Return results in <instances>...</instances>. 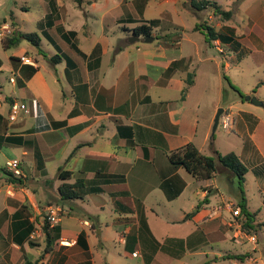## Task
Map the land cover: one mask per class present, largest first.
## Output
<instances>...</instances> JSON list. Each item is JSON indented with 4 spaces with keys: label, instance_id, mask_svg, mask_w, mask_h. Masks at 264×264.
Here are the masks:
<instances>
[{
    "label": "crops",
    "instance_id": "obj_1",
    "mask_svg": "<svg viewBox=\"0 0 264 264\" xmlns=\"http://www.w3.org/2000/svg\"><path fill=\"white\" fill-rule=\"evenodd\" d=\"M147 1L83 0L77 5L75 0H55L58 12L47 27L50 6L48 0H41L42 13L35 26L48 41L47 57L41 39V53L28 41L29 46L20 41L8 53L11 47L5 48L2 38L12 31V21L15 28L23 29L12 18L0 25V29L4 24L9 27L8 34L0 32V73L3 69L9 72L12 86L8 94H2L0 82L1 97L6 99L0 103V152L12 149L15 153L0 166L17 158L21 169L19 183L7 182L0 174V264L27 260L36 264H109L97 245L103 249V244L111 242L139 258L140 264H264L260 208H251L240 185L235 189V174L217 163L213 177L196 180L168 160L169 151L190 142L205 155L229 152L222 144L224 151L210 142L220 99L205 101L204 87L199 94L194 92L197 76L207 74L208 68L203 70L200 64L212 62L214 72L219 66L213 53H204L205 45L194 38L187 39L191 51L184 52L179 29L158 34L159 21L153 26L154 38L135 35L136 39L132 28L147 22L142 17ZM263 4L264 0H255L247 9L253 31L264 26ZM113 25L122 29L121 36L115 34ZM68 31L75 32L73 42L78 50L63 37ZM253 31L248 36L256 37ZM179 33L180 38H174ZM164 35L168 37L162 38ZM223 39L207 45L222 51L221 44H227L236 55L242 53L231 44L234 38ZM21 56L32 62L21 61ZM222 66L227 68L229 63ZM217 88L219 96L222 82ZM14 100L27 111L9 120ZM222 110L219 125L224 114H231ZM242 112L228 128L221 127L228 131L233 126L239 135L247 136L251 144L243 146L244 159L252 161L256 174H263L264 143L261 146L256 138L260 132L264 142V130L258 131L264 124L252 111ZM240 122L244 131L238 129ZM66 171L68 177L59 176ZM217 174L226 175L235 201L220 192ZM78 181L82 183L75 187L77 197L64 199L61 184ZM186 189L195 193V201L173 209L171 204L179 202ZM172 194L177 195L169 197ZM260 196L264 205V194L260 192ZM241 198L256 213L255 223L261 224L254 232L243 231L240 215L232 214V206L238 209ZM49 206L61 210L54 223L59 232L44 252L46 238L40 219ZM158 214L172 222L190 220L196 226L159 239L150 224V217ZM92 235L98 236V243ZM233 255L240 257H230Z\"/></svg>",
    "mask_w": 264,
    "mask_h": 264
},
{
    "label": "rangeland",
    "instance_id": "obj_2",
    "mask_svg": "<svg viewBox=\"0 0 264 264\" xmlns=\"http://www.w3.org/2000/svg\"><path fill=\"white\" fill-rule=\"evenodd\" d=\"M214 1L219 2L224 9L232 11V16L228 20H222V22L218 16H214L212 14L210 8L195 12L186 0H176L170 3H164L161 0H148L143 8L142 17L144 19H148L147 22L151 20H157L160 22L159 28L156 29L158 34L179 29L182 33V38H184V52L191 51L190 42H188L187 39L194 38L203 46L205 45V47H203L204 53H208L209 55L213 53L216 57V61H218L219 66L217 72L212 71V62H207L205 66L200 64V67L203 70L208 69L206 71L207 74L204 73L197 76L196 89H194L196 95L199 94L198 91H201L200 89L204 87L206 90L203 95L207 96V100L205 101L210 102L212 101V98L218 97L220 99L218 108H225L228 109V111H231V123L233 117L239 118V114L243 113V110H249L257 116L258 122L262 121V124H264V26L258 25V28H255L253 31L250 29V27L252 28L250 23L253 21H251L247 15V9H250L249 7L251 3L255 0ZM41 13V0H0V21L4 18L9 21L12 18L18 23L23 31H36L39 33V27L35 26V22ZM131 13L136 15V13L132 10ZM132 17L134 18L135 16L132 15ZM201 23L212 25L216 30H221V24L229 26L232 25L234 28L233 37L237 42L234 45H237L238 43L241 44L240 46L238 45L236 49L238 48L237 50L242 53L240 55H236L235 51L229 48L227 44H221L222 51L215 50L213 45H207V42L205 43L203 39L205 38V35L201 33L205 30L202 28V31L194 30L196 24ZM113 26V30L116 32L115 34L121 36L122 29L115 27V25ZM8 30L9 27L4 24V26L1 27L0 32H3V35H6L9 33ZM252 31L255 32L257 35L256 37L251 35L248 36ZM151 32L152 34L150 37L154 38L157 33L154 30ZM128 33L131 35V32ZM115 34H113L112 38H115ZM140 38L147 37L141 36ZM40 39L42 41V53L45 57H47L46 46L48 45V41L42 36ZM247 41H249L250 47L246 45ZM20 45L29 46L30 44L26 40H21ZM245 47L249 48L245 49ZM13 50L14 48L11 47L7 52L11 53ZM225 62L229 63L227 68H223L222 66ZM0 77L2 94H8L12 89L11 83L8 80L9 72L6 69H3L2 73H0ZM220 82H222L224 89L222 90L221 95L218 96L217 87ZM245 96L253 97L261 103H249L248 101H245ZM5 101L6 99L1 97L0 94V103H5ZM230 103L235 104L228 106ZM238 127L240 131H244L245 126L241 122ZM258 127V131L264 130L263 125H259ZM221 139L223 140L222 143L220 141ZM256 139L258 144L263 146L264 142L262 141L260 132H257ZM210 142H215L216 145L222 149L221 151H224L221 147L222 144L225 148H227V151H233L236 154L242 155L243 158H241V161L247 167L245 181L242 185V189L245 194L244 196L248 200L252 209L257 210L260 208L258 216L264 222V205L261 204L262 197L260 196V192L264 194V173L256 174L253 170V166L250 165L252 161L245 160V155L243 154V146L244 144L250 145V140L247 139V136L239 135L237 130H234L233 126L230 130L226 131L218 124L216 130L214 131L213 139ZM4 154H6V156H4ZM13 155H15V153L12 149H3L0 152V162H2L5 157H11ZM261 169L262 167L259 166L258 170ZM234 179L236 189L239 187L236 175L234 176ZM216 181L220 185V192L226 198L231 197L232 200L235 201L236 198L232 197V193H230L233 186L227 180L226 175L217 174ZM197 191L200 193L198 187ZM195 197L197 196L191 191V189H186L184 194L179 198V202L172 203L171 207L175 210L178 208V205L187 207L190 203L195 201ZM210 200L214 201V198H210ZM72 213L75 214L76 212L73 211ZM40 220L43 224L45 220H47L46 214ZM150 224L159 239L164 235L167 236L175 233L183 234L196 226L190 220L172 222L167 220L163 214H158V216L154 218L150 217ZM97 237V235H92V240L96 243H98ZM263 241L264 226H261L259 242ZM226 244L228 246L233 245L229 242ZM262 247H264V245ZM97 248L100 255L102 252L105 253L109 264H140L139 258L132 257L130 253L123 251L120 245L113 242L103 244V249L100 248V245H97Z\"/></svg>",
    "mask_w": 264,
    "mask_h": 264
},
{
    "label": "trees",
    "instance_id": "obj_3",
    "mask_svg": "<svg viewBox=\"0 0 264 264\" xmlns=\"http://www.w3.org/2000/svg\"><path fill=\"white\" fill-rule=\"evenodd\" d=\"M83 0H75L77 5H80ZM189 5L194 9L195 12L202 11L206 8H210L212 11V14L214 16H218L220 20H228L232 16V11L224 9L220 3L214 1V0H187ZM48 4L50 6V13L48 14V21L46 23V26L49 27L53 23V17L57 15L58 7L56 6L55 0H48ZM6 19H2L0 21V25L5 23ZM157 20H151L146 23H141L135 27L132 28L134 35H141L144 37L151 36L153 26ZM223 22V21H222ZM12 31L9 35L2 38V43L5 48H9L13 45L18 44L21 40H26L30 42L33 46H35L38 50V53H41V49L39 47L40 42V35L37 32H24L21 30H18L15 28V23L12 21ZM204 29L205 31L201 30ZM195 29L202 31V33L205 35V38L207 42H211L214 39H219L220 41H225L223 38H228L229 41L232 40L234 37V28L222 24L221 30H216L212 25L201 23L196 24ZM63 37L69 41L71 46L78 50L75 43L73 42V38L75 35L74 31H68L62 33ZM167 35L162 36V38H167ZM174 38H180V33L176 34ZM236 41L231 43L235 44ZM237 45L234 46H238ZM57 56V55H56ZM53 61H57L56 58H52ZM187 83L190 84L191 80L188 79ZM242 97V96H241ZM168 160L170 163L174 166H182L192 177H194L196 180H203V179H209L213 177L214 173L217 169V163H220L222 166L228 168L230 171H232L238 179V183L240 185V188L242 190V185L245 180V173L247 171L246 166L242 161L239 159L238 155L233 152H227L225 154H220L219 152L216 153V156H209L202 153L198 147H196L193 143H187L179 148H176L174 150H171L167 154ZM0 174L4 177L5 181L11 182V183H19L21 182V177L15 176L12 172L8 171L5 167L0 166ZM70 175V172H60L59 176L64 178L68 177ZM81 181H78L75 185L74 184H68V183H62L59 187L61 196L64 199H72L77 197V192L75 190V187L78 186V184H81ZM164 185H162L163 187ZM243 191V190H242ZM177 194H172L169 197H175ZM237 207L239 210L240 220H241V228L243 231H246L247 233H251L257 230V228L261 225L260 223H255V212H251L247 209L244 198H241L240 201L237 203ZM42 232L46 238V246L44 248V252L48 251L51 248V242L52 240L57 237L59 228L57 226L52 225L50 226L48 221L45 220L44 224L42 225ZM78 238H83V235H79ZM84 247L86 248V244H84ZM233 258H239V255H233L230 256ZM24 264H36V261H25Z\"/></svg>",
    "mask_w": 264,
    "mask_h": 264
},
{
    "label": "built area",
    "instance_id": "obj_4",
    "mask_svg": "<svg viewBox=\"0 0 264 264\" xmlns=\"http://www.w3.org/2000/svg\"><path fill=\"white\" fill-rule=\"evenodd\" d=\"M21 61L29 63L32 62L30 59L26 58L25 56H21L20 57ZM20 111H27L26 110V106L18 101H12L10 104V108H9V114H8V118L9 120H15L19 114ZM221 125L225 128H228L231 120L228 114H224L221 117V121H220ZM5 168L12 172L15 176H20L21 175V169H20V162L17 158H11L9 160H7L5 162ZM47 220L49 222V224H54L58 221L59 215L61 210L57 207V206H49L47 207ZM232 214L233 216H239V210L238 209H233L232 208ZM250 238L252 240H255L254 236H250Z\"/></svg>",
    "mask_w": 264,
    "mask_h": 264
},
{
    "label": "water",
    "instance_id": "obj_5",
    "mask_svg": "<svg viewBox=\"0 0 264 264\" xmlns=\"http://www.w3.org/2000/svg\"><path fill=\"white\" fill-rule=\"evenodd\" d=\"M134 37L136 39L138 38V36H135V35H134ZM147 38H151V37L148 36ZM245 99L251 101L254 104H260L261 103L260 101L256 100L253 97H250V96H245ZM222 112H223L222 108H218L216 113H215V116H214V119H213V123H212V127H211V135L214 134V131H215V129H216L217 125H218V122H219V116L222 114Z\"/></svg>",
    "mask_w": 264,
    "mask_h": 264
}]
</instances>
